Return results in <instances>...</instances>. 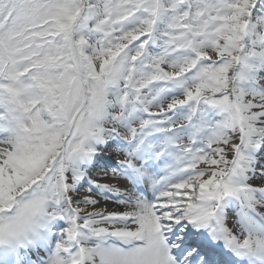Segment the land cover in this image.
<instances>
[{"label":"snow or ice","instance_id":"obj_1","mask_svg":"<svg viewBox=\"0 0 264 264\" xmlns=\"http://www.w3.org/2000/svg\"><path fill=\"white\" fill-rule=\"evenodd\" d=\"M0 264H264V0H0Z\"/></svg>","mask_w":264,"mask_h":264}]
</instances>
